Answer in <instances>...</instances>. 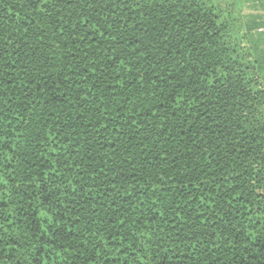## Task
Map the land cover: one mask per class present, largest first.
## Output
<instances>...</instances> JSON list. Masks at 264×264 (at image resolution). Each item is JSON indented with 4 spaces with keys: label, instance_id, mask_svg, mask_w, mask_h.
Here are the masks:
<instances>
[{
    "label": "trees",
    "instance_id": "1",
    "mask_svg": "<svg viewBox=\"0 0 264 264\" xmlns=\"http://www.w3.org/2000/svg\"><path fill=\"white\" fill-rule=\"evenodd\" d=\"M242 10L0 0V264H264V31Z\"/></svg>",
    "mask_w": 264,
    "mask_h": 264
},
{
    "label": "crops",
    "instance_id": "2",
    "mask_svg": "<svg viewBox=\"0 0 264 264\" xmlns=\"http://www.w3.org/2000/svg\"><path fill=\"white\" fill-rule=\"evenodd\" d=\"M243 4L244 22H249L251 26L256 27L252 30L257 36L259 32L264 31V0H245Z\"/></svg>",
    "mask_w": 264,
    "mask_h": 264
},
{
    "label": "snow or ice",
    "instance_id": "3",
    "mask_svg": "<svg viewBox=\"0 0 264 264\" xmlns=\"http://www.w3.org/2000/svg\"><path fill=\"white\" fill-rule=\"evenodd\" d=\"M230 4L234 3V0H228ZM245 2V0H241V3Z\"/></svg>",
    "mask_w": 264,
    "mask_h": 264
}]
</instances>
